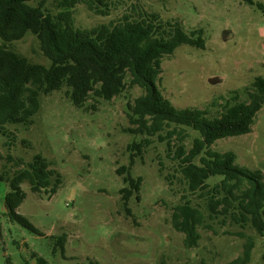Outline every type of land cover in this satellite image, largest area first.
Returning <instances> with one entry per match:
<instances>
[{"label": "rangeland", "instance_id": "1", "mask_svg": "<svg viewBox=\"0 0 264 264\" xmlns=\"http://www.w3.org/2000/svg\"><path fill=\"white\" fill-rule=\"evenodd\" d=\"M253 1L264 6V0ZM28 5L37 7L39 0ZM139 8L178 21L186 31L203 29V49L179 45L162 60L159 89L175 108H207L209 116H216L235 95L245 100L244 89H250L255 77H264V15L240 0H114L107 16L82 4L75 5L72 16L75 27L89 29ZM66 9L61 0H48L42 7L52 15ZM5 45L30 63L50 64L31 33ZM212 77L219 81L209 84ZM142 94L138 86L127 85L110 100L90 96L82 107H75L63 88L39 96L31 125H5L11 135L0 134V264H37V257L46 264H230L248 242L252 248L244 264H264V235L249 225L228 221L222 225L220 219H213L209 228H198L196 247H184L183 234L170 221L182 186L174 179L170 188L158 172L160 168L163 175L173 173L165 142L151 138L141 154L128 150L144 137L128 131L135 127L128 120V104ZM185 131L188 149L197 133ZM211 149L233 152L237 165L264 176V103L250 133L218 139ZM36 154L60 174L57 187L11 183ZM8 155L23 164L8 162ZM120 167L126 169L122 174L116 172ZM127 174L142 179L139 198L133 193L126 205L129 213L119 193ZM14 189L25 193L17 212L41 235L4 215V198ZM60 235L65 236L63 252L59 247L54 250L53 237Z\"/></svg>", "mask_w": 264, "mask_h": 264}, {"label": "trees", "instance_id": "2", "mask_svg": "<svg viewBox=\"0 0 264 264\" xmlns=\"http://www.w3.org/2000/svg\"><path fill=\"white\" fill-rule=\"evenodd\" d=\"M0 0V134L9 137L6 124L31 125L39 109V96L65 88L72 105L82 107L91 96L110 100L126 86H138L143 94L128 104V120L134 128L128 131L144 136L128 146L132 155L141 154L157 138L166 144V155L174 163L172 174H162L171 188L178 180L183 193L172 209L170 221L174 230L183 234L186 248L196 247L199 227L209 228L208 221L220 219L244 227L249 225L264 235V176L259 170H248L235 162L231 151L218 152L211 145L218 139L250 133L256 113L264 103V77L258 76L245 88L246 99L235 95L216 116L207 108H175L159 89L161 63L179 45L204 48L203 29L184 30L181 23L163 20L159 14L142 8L123 14L117 21L89 29L77 28L72 9L84 5L96 15L107 16L114 0H61L67 8L56 15L42 10L48 0ZM264 15V6L253 0H240ZM26 33L34 35L42 55L50 62L46 67L30 63L8 49L5 43L18 41ZM129 81L126 82V76ZM92 109L95 105L91 104ZM185 128L197 133L188 149ZM174 145H171V142ZM174 146V149H172ZM2 155L0 153V160ZM8 162L22 165V160L8 155ZM197 160V161H196ZM50 162L36 154L11 178V183L26 182L33 187H57L61 176L50 168ZM124 167L116 170L118 174ZM141 177H123L120 189L123 208L138 191ZM25 193L14 189L4 198V215L10 222L41 235L17 208ZM196 202L194 203L193 201ZM54 250H64L65 236H55ZM252 243L248 242L240 257L230 264H244L249 259ZM37 264H46L37 257ZM98 264V263H92Z\"/></svg>", "mask_w": 264, "mask_h": 264}, {"label": "water", "instance_id": "3", "mask_svg": "<svg viewBox=\"0 0 264 264\" xmlns=\"http://www.w3.org/2000/svg\"><path fill=\"white\" fill-rule=\"evenodd\" d=\"M224 34H225V33H224ZM226 37H227V36H224V35H223V39H225ZM218 81H219V79H218L217 77H212V78H209V79H208V83H209V84H212V85L215 84V83H217Z\"/></svg>", "mask_w": 264, "mask_h": 264}]
</instances>
